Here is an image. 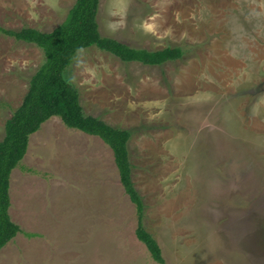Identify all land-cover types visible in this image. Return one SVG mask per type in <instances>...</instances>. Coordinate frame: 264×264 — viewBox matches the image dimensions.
<instances>
[{
	"label": "rangeland",
	"instance_id": "obj_1",
	"mask_svg": "<svg viewBox=\"0 0 264 264\" xmlns=\"http://www.w3.org/2000/svg\"><path fill=\"white\" fill-rule=\"evenodd\" d=\"M75 3L0 0V29L52 32ZM98 24L185 53L150 67L92 47L66 73L87 116L135 130L133 179L165 264H264V0H100ZM44 62L0 32V141ZM10 194L22 232L0 264H158L111 148L58 117L30 137Z\"/></svg>",
	"mask_w": 264,
	"mask_h": 264
},
{
	"label": "trees",
	"instance_id": "obj_2",
	"mask_svg": "<svg viewBox=\"0 0 264 264\" xmlns=\"http://www.w3.org/2000/svg\"><path fill=\"white\" fill-rule=\"evenodd\" d=\"M100 0H76L66 20L52 32L24 28L19 31L0 29L16 41L35 45L45 55V62L32 76L22 105L6 121L5 135L0 141V253L19 233L20 226L12 221L11 176L28 153L30 137L54 117L70 129L101 139L111 148L125 194L136 208V236L158 264H165L163 251L146 230V205L137 190L131 162L130 143L133 129L113 127L101 118L87 116L76 87L66 78L78 54L97 47L124 63H140L156 67L182 60L181 47L158 51L136 49L101 35L98 24ZM34 236V235H30Z\"/></svg>",
	"mask_w": 264,
	"mask_h": 264
}]
</instances>
